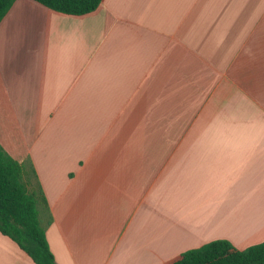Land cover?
Masks as SVG:
<instances>
[{"label":"crops","instance_id":"1","mask_svg":"<svg viewBox=\"0 0 264 264\" xmlns=\"http://www.w3.org/2000/svg\"><path fill=\"white\" fill-rule=\"evenodd\" d=\"M0 146L43 194L56 264L264 242V0H15ZM0 264L35 263L0 233Z\"/></svg>","mask_w":264,"mask_h":264},{"label":"trees","instance_id":"2","mask_svg":"<svg viewBox=\"0 0 264 264\" xmlns=\"http://www.w3.org/2000/svg\"><path fill=\"white\" fill-rule=\"evenodd\" d=\"M15 0H0V21ZM59 13L83 15L102 0H34ZM50 215L32 172L0 146V233L14 241L35 264H56L45 229ZM163 264H264V242L239 250L226 240H214L187 250Z\"/></svg>","mask_w":264,"mask_h":264}]
</instances>
